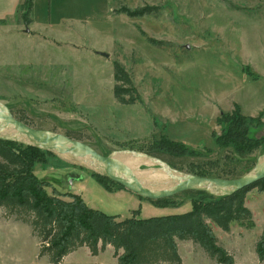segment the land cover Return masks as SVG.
Masks as SVG:
<instances>
[{"label": "rangeland", "instance_id": "rangeland-1", "mask_svg": "<svg viewBox=\"0 0 264 264\" xmlns=\"http://www.w3.org/2000/svg\"><path fill=\"white\" fill-rule=\"evenodd\" d=\"M16 1L0 0V18L6 21L0 26V69L13 74V80L0 81V101L16 118L34 128L68 134L104 155L118 149L170 147L177 153L155 157L193 174L238 177L264 151V143L257 144L264 138L261 115L243 121L234 144L220 146L211 135L230 126L228 119L217 123L216 118L233 109L231 100H255L256 92H264V0H34V27L72 43L67 45L26 38L24 32L30 31L22 24L18 32ZM147 5L158 11L138 17L115 12ZM48 6L53 22L46 25ZM27 59L33 62L30 69ZM114 61L132 78L139 95L134 104H120L113 96ZM164 138L187 149L166 145ZM44 158L34 165L39 178L61 191L73 192L77 185L85 202L105 213L123 218L134 206L146 218L191 208L188 196L180 195L179 205L160 207L125 189L139 198L141 205H134L136 198L119 195L110 183L105 189L85 167L57 156ZM245 205L252 213V228L232 223L225 232L209 224L234 264H262L254 246L264 225V190H249ZM37 250L30 227L6 218L0 208V264H49L45 257L37 258ZM179 255L181 264H217L189 241L179 243ZM92 259L79 248L60 264H99ZM100 264L114 261L104 255Z\"/></svg>", "mask_w": 264, "mask_h": 264}, {"label": "trees", "instance_id": "trees-1", "mask_svg": "<svg viewBox=\"0 0 264 264\" xmlns=\"http://www.w3.org/2000/svg\"><path fill=\"white\" fill-rule=\"evenodd\" d=\"M33 2L34 0H23L18 7L20 22L25 27L32 21ZM157 11V6L148 5L134 10H115L116 13H124L129 17L149 15ZM112 71L115 100L123 105L138 101L139 95L125 68L114 61ZM223 118L228 119L230 126L224 128L220 135L211 133L215 143L220 146L228 142L234 144L240 139L235 130L241 127L244 120H252L257 116L242 114L237 104H234L230 112H221L216 122H222ZM18 119L27 124L24 119ZM161 142L187 149L179 142L167 138ZM161 142L157 144L161 145ZM261 143H264V138L257 144ZM164 152L171 153L170 155L177 153L166 146L147 151L153 156ZM45 154L55 156L36 147L0 139V208L6 218L20 220L30 227L31 234L38 240L37 258L45 257L49 264L62 263L66 255L82 246H86L92 255H97L107 245L113 248L117 264H181L176 239L191 240L217 264H234L233 256L218 243L209 222L225 232L230 230L232 223L252 228L254 221L251 211L245 205V195L252 188L264 190L263 178L230 195L219 197L199 190H187L159 199L138 196L160 207L179 205L183 201L178 197L188 196L191 208L183 213L146 218H137L139 213L133 210L131 216L121 219L119 215L92 208L79 194L61 191L51 181L39 178L34 173V165L44 163ZM249 168L250 166L247 169ZM93 174L107 190L109 188L106 183L115 185L116 189H125L106 177ZM194 174L222 176L203 171H196ZM48 187L51 188V193L47 191ZM254 248L258 260L264 264V225Z\"/></svg>", "mask_w": 264, "mask_h": 264}, {"label": "water", "instance_id": "water-1", "mask_svg": "<svg viewBox=\"0 0 264 264\" xmlns=\"http://www.w3.org/2000/svg\"><path fill=\"white\" fill-rule=\"evenodd\" d=\"M101 54L107 56V53ZM0 139L50 152L67 162L106 177L146 199L169 197L187 190L205 191L217 197L225 196L264 178V151L255 164L238 177L200 176L177 170L143 151L118 149L106 155L101 154L83 141L26 124L16 118L1 101ZM132 160L136 162L133 163ZM140 165H144V168L141 169ZM158 174L162 176H157Z\"/></svg>", "mask_w": 264, "mask_h": 264}, {"label": "crops", "instance_id": "crops-1", "mask_svg": "<svg viewBox=\"0 0 264 264\" xmlns=\"http://www.w3.org/2000/svg\"><path fill=\"white\" fill-rule=\"evenodd\" d=\"M22 2H23V0H18L14 4V6L16 7V12L18 14V17L16 19V23H17L16 29L18 30V32H21L20 29H21V24L22 23L20 22L19 13H18V10L17 9H18L19 5ZM48 7H49V9H48V14H47V18H46V25H49V24H51V22H53V15H52V10H51L52 7L51 6H48ZM34 9H35V3H33L32 15L34 13ZM17 20H18V22H17ZM0 21H3V22H0V26L5 27L6 26L5 19L0 18ZM34 23H35V20L32 17L31 23L27 26L28 29H29V31H30V33L24 32L26 34V35H24V36H26V38L27 37L28 38H37L38 40L45 41V42H52V43H55V44H64V45L72 44V43L67 42V41L66 42L65 41H58V40L54 39L51 36H47L44 32H42V29H39L38 27H34ZM18 24H20V25H18ZM43 36L46 37L47 39H44ZM2 47H4V46H2ZM26 62L30 63V64L27 65V68L30 69V66H32L31 64H33V62H31V60L28 61V59H27ZM3 65H4L3 63L0 64V66H3ZM30 71H36V69L33 68V70H30ZM0 77L2 78L0 80L1 82H4V81L5 82H9V80L11 79V77H13V74L12 73H9V75H8V73L5 70L0 69ZM259 77H260V75H259ZM11 80H13V79H11ZM34 90L36 92H38L39 87L34 88ZM35 91L33 92L34 94H35ZM256 93L258 94L259 99H255V100L253 99L252 100V97H251L249 101H246V100H243L241 98L237 99L235 97V99L233 101L231 100V102L232 103L235 102L237 104V106L239 107L241 113H243L244 115H246V114L248 116H259V115H261V118L264 119V92H261V93L256 92ZM36 94L37 95H40V93H36ZM230 108L232 109V105H230ZM114 191L117 192L119 195L120 194L122 195L123 193H126L125 191H127V190H125V189H116ZM73 192L79 194L82 197V199L84 200V198L82 196V190L77 185L75 186V188H73ZM126 195H128V199H130L131 197H132L131 199H133V198H136L137 199V202H135L134 205L136 203H138L139 205H141V202H138L139 201L138 200L139 198L136 195L133 196L134 194H131L130 192H129V194L126 193ZM92 208H94V207H92ZM134 209H136V208H134V206H132V209H130V213H129L130 215L129 216H131V211L134 210ZM166 214H174V213H166ZM113 215H119V214H113ZM129 216H126V217H129ZM119 218H121L120 215H119ZM123 218H125V217H123ZM137 218H142V217H140V214H138L137 215ZM181 241H189L190 243H193L191 240H179V239H176L178 253H179V243ZM193 244H195V243H193ZM79 248H81L84 251L86 257H93L92 260H94L95 263H99L100 264L101 262H103L104 255H109V256L112 257V259L114 261V264H117L116 258L113 256V248L110 245H107L105 247V249L103 251L99 252L97 255H92L89 252V249L86 246H82V247H79ZM78 249H76V250H78Z\"/></svg>", "mask_w": 264, "mask_h": 264}]
</instances>
